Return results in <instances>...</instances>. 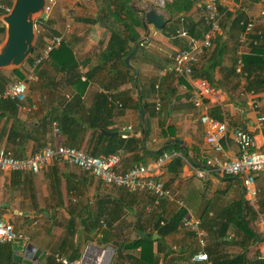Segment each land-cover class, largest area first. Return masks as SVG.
Returning <instances> with one entry per match:
<instances>
[{"label":"crops","instance_id":"crops-1","mask_svg":"<svg viewBox=\"0 0 264 264\" xmlns=\"http://www.w3.org/2000/svg\"><path fill=\"white\" fill-rule=\"evenodd\" d=\"M161 1L163 0H132V3H137L139 10L150 5L155 7L156 12L165 14L161 9H156L161 7ZM218 2L233 14L231 18L244 5H249L253 15L257 17L259 0ZM65 5L68 8L72 1L58 0L51 17L57 31H63L65 27ZM100 6L98 5L95 15L103 7ZM191 18L196 22L203 19V9L199 4L193 9ZM174 23L173 20L170 26H174ZM168 24L166 22L165 26ZM148 29L149 34L142 42L140 50L129 60L134 71H137L136 80L145 88V98L150 103V108L142 111L145 126L142 128V109L137 110L134 107L136 94L130 92V103L125 109L121 110L118 105H112L108 110L106 127L102 130L108 133H128L105 135L107 137L140 140L135 148L114 153L120 155L117 171L125 172L140 164L154 165L158 158L166 155L163 164L154 170L153 176L181 197L187 211L185 218L201 219V226L208 235L214 213L242 199L243 204L247 203L257 213L255 230L259 234L260 243L256 246L255 253L264 257V206L262 203L261 206L251 203L242 187L240 176L221 174L213 165L206 164L207 160L222 163L238 157L239 150L233 140L237 129L249 132L254 137L256 149L264 151V120L260 121L261 117L264 118V87L249 91L248 81L245 74H242L243 65L241 72H236L242 56L252 53L251 39H247L243 45L238 44L240 31L229 29V20L222 18V28L214 35L213 46L194 66L200 67L216 43L218 44L216 37H221L219 45L223 49L222 61L214 72L213 93L202 99V107L195 108L190 102L191 91L197 88L200 79L191 76L190 80L175 74L161 75V69L171 65L174 55L185 46V38L179 36L181 31L168 36L152 26H148ZM255 33L264 34V18H256V31L252 34ZM110 35L111 32L106 27L95 24L88 26L82 42L79 43L73 36L70 46L73 54L86 64L81 69L82 72L90 71L97 65L99 57L94 49L104 50ZM143 35L144 29L141 38ZM20 68L29 73L24 64ZM1 71L8 76L12 70ZM113 72L108 67L97 70L91 76L89 87L82 96L83 108L79 107L80 109L76 108L74 111L73 107L69 109L70 113H96V95L102 93L112 97L124 89H132L131 84H126L115 86L110 92L104 90L112 82ZM254 75L258 81L264 82V71H257ZM52 76L55 77L54 80ZM82 80L85 81L86 78L82 77ZM33 81L27 86L26 99L20 107L17 106L13 113L0 110V147L10 151L15 158L28 157L48 145H66L56 122L46 126H41V123L46 116L61 113L74 94L72 87L65 84L64 78L52 74L51 68L47 77L41 79L34 76ZM151 84L156 85L157 91L149 94ZM120 98L128 101L125 96ZM158 101L159 108L156 105ZM205 111L210 117L227 125L220 140L223 153H216L206 143L207 128L198 120ZM16 130L18 135L14 136L12 133ZM81 131L77 142H80L79 149L87 152V144L93 132ZM92 143L94 144V140ZM102 151L103 148L100 149L99 155H103ZM255 181L259 190V201L264 202V172L258 173ZM149 201L151 196L148 193L131 194L123 189L105 185L90 173L64 163L51 164L37 174L0 172V220L10 223L15 231L28 238L27 241L0 245V264H28L23 260L31 258L33 254L37 255V264H46V257H53L60 250L70 254L73 250L71 243H65L63 239L69 229L78 232L76 239L79 256L82 253L80 251L88 244L114 249V246L139 239L140 234L136 229L140 225L146 228L148 234L153 232L152 226L155 222L144 217L142 222L138 221V213L156 209L162 215V220H168L179 210L173 201L155 199L152 206ZM208 208L209 213L204 215ZM234 233L232 230L227 232L228 237L221 247L223 255L230 259L241 251L237 245L231 243L237 239ZM152 238H158L156 232ZM209 243L208 236L207 246ZM254 245L250 247L249 257L253 255L251 249ZM205 248L199 247L195 235L185 228H178L165 235L158 247L156 244L154 246V250L159 252L160 264L209 263V260H193V256L204 254ZM68 254H65L66 257ZM133 254L137 256L138 251Z\"/></svg>","mask_w":264,"mask_h":264},{"label":"trees","instance_id":"trees-1","mask_svg":"<svg viewBox=\"0 0 264 264\" xmlns=\"http://www.w3.org/2000/svg\"><path fill=\"white\" fill-rule=\"evenodd\" d=\"M102 7L99 12L94 17H86L78 19L80 22L87 26H92L95 24H100L106 27L110 32V39L108 45L104 50H96V56H98L99 61L94 68L90 71H83V67L86 66L85 61L78 60L73 54L72 48L70 47L73 43L70 40H66L58 49L52 51L48 57L33 70V74L36 78L47 77L49 74V68H51L52 74L56 77L64 78L66 85L72 87L74 94L71 99L65 104V108L62 109L60 114L48 115L46 116L41 126H46V124H51L56 122L58 125V130L60 135L64 138L63 143L69 147H74L79 149L80 142H77V136L81 130H92L93 135L91 140L87 144V154L92 156H97L100 154V149L103 148L102 154L109 155L114 154L118 150L136 147L140 140L137 138H126L121 137H107L102 132L105 129L106 119L108 117V110L112 108V105H118L119 109H125L127 104L130 103V92L136 94L137 100L134 102V107L137 110L146 111L150 108V103L145 98V88L140 84L139 80H136V74L132 66L125 64V58L131 53V51L136 47L137 43L141 39L143 34V25L141 21V15L139 13L138 7H135V2L132 0H100ZM6 4L8 7L11 6L12 0H7ZM197 4H200V0H163V6L156 7V9H161L165 12L166 22L168 26L159 30L166 33L168 36L176 35L177 31L185 32L189 36L195 39H201L204 33L208 30V26L205 21H195L191 18L193 9ZM148 6V5H147ZM153 6V4H152ZM149 7H151L149 5ZM152 8L155 9L153 6ZM219 12L224 19L229 20V29L243 30L240 26V21L245 20L243 12L237 11L236 15L229 13L225 8L219 5ZM4 13L0 12V17ZM175 21L174 26H170V23ZM36 26H41V20L36 21ZM50 25L52 22L50 20ZM256 31V27H255ZM5 33V28L0 23V43L3 39ZM180 33V32H179ZM47 36V32H39L37 39L38 44H41L43 37ZM40 37V38H39ZM248 39H251V50L252 53L249 55L242 56V74H245V79L248 81L247 88L249 91H255L254 88L264 87V82L258 81L254 75L257 71H264V34L255 33L250 34ZM221 37H216V46L212 49L208 57L200 65V67L193 68L192 77L206 80L211 86L214 80V72L217 67L220 66L222 61V46L219 45ZM141 44L137 45L136 53H134L131 58L137 54L140 50ZM185 47V46H184ZM183 47V48H184ZM173 59V58H172ZM32 59L29 57L24 63L26 68L31 64ZM108 67L113 70L112 82L104 90L110 92L113 87H119L126 84H131L132 89H124L122 92H118L112 97L107 94L99 93L96 95L94 101L97 107L96 113H91L89 115H77L70 113L71 108L76 111V108H83L84 102L82 101V96H84L86 90L89 87V80L91 76L97 71ZM0 71V92L3 91L4 87L11 82L25 81L27 86L30 83L27 82L25 69L19 68L12 70L7 74ZM82 77L86 80L83 81ZM54 80V76H52ZM156 85L151 84L149 89V94L156 92ZM127 97V100H122L120 96ZM98 105V106H97ZM129 106V105H128ZM16 103L10 99H0V110L9 111L13 113L16 110ZM79 108V109H80ZM18 130L12 133L14 136L18 135ZM95 138V139H94ZM94 140V144L92 143ZM65 145V146H66ZM93 145V146H92ZM44 148V147H43ZM160 154V152H159ZM148 195H150L148 193ZM151 196V201L149 205H153L154 197ZM153 197V198H152ZM260 202V201H259ZM258 202V203H259ZM264 206V202H260L259 205ZM243 201L242 199L230 203L229 205L222 207L214 216L210 222L209 230V240L210 243L207 248L204 249V253L207 255L210 264H263V261L259 259V254L255 253L249 258L248 250L252 247L259 234L253 230L250 225L244 220L242 215ZM246 214L247 217L253 222L257 221V213L254 209L249 207L246 203ZM156 209H151V211H143L138 213V221H143L144 218L152 219L155 223L152 226V231L149 234L146 232V228L140 225L138 233L140 238L132 242L124 243L122 249L126 253L119 252L121 258V264H160L159 252L154 250L155 244L163 241L165 235L176 231L178 228H183L182 221L187 215L185 208H179V210L168 220H162V215ZM209 213V208L204 211V215ZM144 217V218H142ZM94 230V229H93ZM229 230L234 231L237 239L231 242L240 248V253L234 256L232 259L227 258L223 255L221 247L226 242L228 237L227 232ZM157 234L158 238L153 239V233ZM78 232L75 229H69L64 236L65 243H71L73 250L68 254L67 251L60 250L58 253L62 255H67L70 260L79 259V253L77 250V237ZM121 250V248H120ZM138 251V255L135 256L133 253ZM121 254V255H120ZM225 254V253H224ZM65 255V256H66ZM10 258V257H9ZM11 259V258H10ZM46 264H58L55 262L52 256L46 257ZM111 263V262H110ZM203 263V264H209Z\"/></svg>","mask_w":264,"mask_h":264},{"label":"built area","instance_id":"built-area-1","mask_svg":"<svg viewBox=\"0 0 264 264\" xmlns=\"http://www.w3.org/2000/svg\"><path fill=\"white\" fill-rule=\"evenodd\" d=\"M7 0H0V12L6 14L10 7L6 4ZM70 5L65 13V27L63 31H57L55 26L50 25L53 11L58 4V0H45V7L41 20V26L36 28V35L39 32H47L48 35L43 37L41 44L34 46L31 55L32 62L29 65V73L26 77L27 82L34 79L32 71L36 69L48 55L61 47L65 42L67 33L72 30L74 7L89 4L96 0H71ZM203 9V20L208 26V30L201 39H195L185 32H180L179 36L185 38V47L178 51L171 65L161 69V75L175 74L185 79L191 80L192 71L195 65L205 56L206 52L213 46L214 35L221 30L222 16L219 12L218 0H200ZM245 16V20L240 21L243 30L239 32L237 37L238 44H245L247 37L255 31L256 18H264V0H259L257 8V17L253 15L249 5L240 7ZM36 23V22H35ZM236 72H241L242 62L238 61ZM213 93L212 86L206 80H198L197 88L191 91L190 102L195 108L203 106V98ZM27 95V84L25 81L8 83L2 92L0 99H10L20 107ZM159 108V101L156 104ZM201 124L205 125L206 143L216 153H223L221 138L224 136L227 125L223 121H218L210 117L206 111L199 116ZM264 120L263 117L260 121ZM239 155L237 158L222 163L207 160V166H214L217 171L227 176H240L242 179V187L245 194L250 198L253 205L258 206L259 190L256 186L255 177L258 173L264 172V151L256 149L254 137L243 129H237L233 136ZM166 155L158 158L154 165L140 164L131 167L125 172L117 171L120 163V155H97L87 154L82 149L69 147L65 145H57L55 147L46 146L32 155L25 158H15L12 153L0 147V172L22 173L29 172L37 174L51 164L64 163L74 166L84 172L90 173L97 180L105 185L123 189L131 194L149 193L156 201L168 200L178 205V208H184V203L177 193L166 187L163 182L157 180L153 176V172L163 164ZM216 165V166H215ZM183 228L192 232L197 240L199 247L205 248L208 241V233L201 226V219L186 217L182 221ZM264 227V222H262ZM28 238L15 231L10 223L0 220V245L13 244L20 241H27ZM114 255V249L111 247H100L94 244H88L84 247L79 259L70 260L68 257L55 253L54 260L59 264H110ZM263 261L264 257H259ZM194 261H208L207 255L200 253L193 256Z\"/></svg>","mask_w":264,"mask_h":264},{"label":"water","instance_id":"water-1","mask_svg":"<svg viewBox=\"0 0 264 264\" xmlns=\"http://www.w3.org/2000/svg\"><path fill=\"white\" fill-rule=\"evenodd\" d=\"M160 5L163 6V1ZM44 7L45 0H12L9 12L0 17V23L5 28L4 39L0 43V71L18 69L31 57L37 39L35 22L42 16ZM139 13L144 35L137 45L146 40L149 34L148 26H152L155 30H161L166 25L165 14L156 12L152 7L145 6L139 10ZM136 47L125 58V64L129 65V60L135 53ZM135 74H137V71H135ZM143 116L141 110L142 128L145 126ZM103 133L107 136L128 134L126 132L108 133L105 131ZM144 140L145 136L143 135ZM242 215L250 227L255 230V222L247 217L245 202L242 207ZM256 236V243L251 249L253 254L256 252V246L260 243L259 236ZM248 253H250V249ZM23 261L28 262V264H37V255L33 254L31 258L28 257Z\"/></svg>","mask_w":264,"mask_h":264},{"label":"rangeland","instance_id":"rangeland-1","mask_svg":"<svg viewBox=\"0 0 264 264\" xmlns=\"http://www.w3.org/2000/svg\"><path fill=\"white\" fill-rule=\"evenodd\" d=\"M101 2L102 1L97 0V1L91 2L89 4H84V5H80L79 7H76V10L74 11L73 18H72V20H73L72 23H74V27H73V30L70 31V33L65 37L66 40L72 41V39L74 37H76L80 43L85 39L88 26L83 24L82 22H80L78 19L86 18V17H93L96 13L95 12L96 9H98V5H100ZM135 7H137V3H135ZM64 8H67V5H65ZM221 28H222V23H221ZM3 39H4V36H3ZM38 43H39V40L36 39V45H38ZM124 240L126 241V239H124ZM122 246L123 245H117V246L113 247L114 248V255H113V258H112L110 264H121L122 263L121 258L119 256V252H121V254L123 252L126 253V251H124L122 249ZM120 248H121V250H120ZM80 250H81V248H80ZM80 252H82V251H80Z\"/></svg>","mask_w":264,"mask_h":264}]
</instances>
